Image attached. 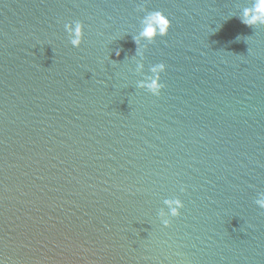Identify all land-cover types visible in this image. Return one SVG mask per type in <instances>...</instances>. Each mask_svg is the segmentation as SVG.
<instances>
[{
    "label": "water",
    "instance_id": "1",
    "mask_svg": "<svg viewBox=\"0 0 264 264\" xmlns=\"http://www.w3.org/2000/svg\"><path fill=\"white\" fill-rule=\"evenodd\" d=\"M256 2L0 0V264H264Z\"/></svg>",
    "mask_w": 264,
    "mask_h": 264
},
{
    "label": "clouds",
    "instance_id": "2",
    "mask_svg": "<svg viewBox=\"0 0 264 264\" xmlns=\"http://www.w3.org/2000/svg\"><path fill=\"white\" fill-rule=\"evenodd\" d=\"M241 22L247 26H252L256 24H264V0H257L253 9H245L244 16ZM143 29L139 33V38H143L149 41H154L158 37L167 36L171 27L172 21L167 15L162 11H150L144 17ZM74 39L72 44L75 47H79L84 41V24L82 22H77L74 30ZM167 66L164 63H158L152 68V72L155 74L151 77V82L146 85L149 92L153 95H160L161 90L164 85L161 83V73L166 71ZM145 86V85H142ZM171 205V215L173 217H178L181 215V209L184 208V203L179 200H169L167 201ZM164 225L166 227L171 225L170 220H165Z\"/></svg>",
    "mask_w": 264,
    "mask_h": 264
}]
</instances>
